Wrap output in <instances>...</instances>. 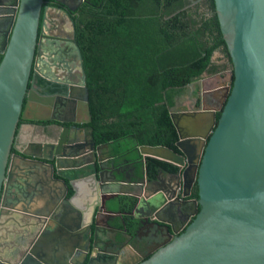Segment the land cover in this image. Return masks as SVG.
Segmentation results:
<instances>
[{
    "label": "water",
    "instance_id": "1",
    "mask_svg": "<svg viewBox=\"0 0 264 264\" xmlns=\"http://www.w3.org/2000/svg\"><path fill=\"white\" fill-rule=\"evenodd\" d=\"M214 2L233 68L228 77L219 75V89L202 94L197 110L171 111L179 152L139 148L143 162L153 158L178 171L158 173L151 182L144 165L145 178L135 184V219H155L168 233L157 232L155 239H168L137 264H264V0ZM72 8L70 0L47 7L45 0L0 5V242L8 239L7 224L22 229L11 230L15 236H30L24 247L3 244L5 264H71L82 245L95 252L103 229L117 231L119 215L109 207L122 183L115 172L111 183L98 174L103 156L95 153L94 140L89 154L76 131L65 128L50 132L54 142L13 154L21 121L92 120ZM207 96L219 107L208 105ZM75 161L82 164L73 170ZM195 184L199 199L188 200ZM169 205L176 215H194L181 234L165 220ZM101 215L108 217L105 225L98 222ZM16 249L18 258L7 259ZM100 258L115 259L104 251L89 264Z\"/></svg>",
    "mask_w": 264,
    "mask_h": 264
},
{
    "label": "trees",
    "instance_id": "2",
    "mask_svg": "<svg viewBox=\"0 0 264 264\" xmlns=\"http://www.w3.org/2000/svg\"><path fill=\"white\" fill-rule=\"evenodd\" d=\"M50 1L45 0V7ZM192 5L191 0H86L74 18L94 140L135 163L137 180L144 176L140 147L179 152L171 111L187 87L206 73L233 66L214 0L207 1L210 16ZM217 52L223 55L222 65L214 62ZM2 59L0 55V63ZM146 167L151 177L160 170L178 171L153 158H147ZM125 200L129 205L123 211L130 221L136 200Z\"/></svg>",
    "mask_w": 264,
    "mask_h": 264
},
{
    "label": "flooded vegetation",
    "instance_id": "3",
    "mask_svg": "<svg viewBox=\"0 0 264 264\" xmlns=\"http://www.w3.org/2000/svg\"><path fill=\"white\" fill-rule=\"evenodd\" d=\"M9 0H0V5H4L8 2ZM86 0H70V3L73 6V11H69L70 16L74 20V18L78 15V10L82 7ZM207 1L204 0V7L203 12L208 16H210V12L208 10L207 6ZM55 5V0H51L50 3H46L47 6H54ZM57 5V4H56ZM200 5V3H199ZM223 57V55H222ZM230 71L232 70V67L229 69ZM227 71V70H226ZM225 72V71H224ZM201 80L195 81V83L199 82ZM209 83H207V86ZM207 92V91H206ZM202 92L199 93L198 97L196 98L194 94L190 98V102H188L190 107H193L194 109H198L201 106V102L203 99ZM207 104L210 106L216 105L217 107L218 104L215 102V99L211 96L206 97ZM178 105V104H177ZM92 120L89 121L88 123L82 125H73V124H57L55 122H49V123H28L25 122L23 123L18 130L17 138L15 141L14 149H13V154L18 153V150L21 151H28L29 153H32L35 151V146L45 143H51L55 141V138L52 137L50 134L51 131L55 133H60L63 131V129H71L70 132L74 129L77 133V138L80 141V144L83 142L85 145V152L90 153V146L93 143L92 141L94 140V132L91 127ZM23 126H29L33 128L32 131V139L30 142L26 143L21 149L18 148V137L20 135V130ZM95 147L96 149L99 148V150H95L97 155H102L103 156V162H99L98 164V174H103L105 175L106 181L111 183V177L113 176L112 172H115L116 176L118 177V180L125 185V188L120 190L119 196L114 199L113 201L110 202V207L109 209L114 210L116 213H118L119 216L116 217V221L113 222L116 224L117 228L113 227L114 230H117L116 233H112V229H103L104 232L101 235V239H99V246L95 250V252L88 251L86 244L81 246V249H78L74 255V257L71 259L70 263L71 264H89V260L91 258H97L99 257L100 253H104V251H107L110 255H113L115 259L113 260H106L105 262L100 258V260L95 263V264H137L139 262H142L144 260H147L150 255H152L153 252L158 248L157 244H161L162 242L166 241L168 238H154L160 230L163 231L164 235L168 234L167 231L165 230L164 226H160L157 224V221L155 219H148L146 220L143 224L136 220L135 217L133 216L134 210L132 212V217L133 220H126L128 216H126V213L123 211L129 205V201L125 200L126 198H132V194L136 193V187L135 184L140 183L144 178H145V170H144V176H142V179L137 180L138 174H137V167L135 166V163H133L131 160H126V159H120V157H116L111 154V145L109 144V148H105L104 145L106 144H101L97 145L95 140ZM110 149V150H109ZM115 157V159L113 158ZM82 163H77L76 161L73 164V170L77 168L78 165ZM146 165V161H145ZM103 170V172L101 171ZM163 172L166 177H168L170 174H176L177 172H170V171H163L160 170L159 173ZM149 175V181H154L155 177H151ZM158 175V174H157ZM131 177L132 180L130 184L127 183V180L125 181L126 178ZM127 183V185H126ZM114 187H117L116 185H113ZM122 186V185H120ZM131 187V188H129ZM100 188V187H99ZM122 188V187H119ZM128 189V190H127ZM130 189V191H129ZM44 191H47L46 188H44ZM198 194V196H195V194ZM191 196L188 200H198L199 199V187L197 184L194 185V187L191 190ZM73 195V191L71 190L70 193L67 195V198L71 197ZM179 197L182 199L183 197V192L179 194ZM124 198V199H122ZM133 199V198H132ZM136 205V204H135ZM36 209V208H34ZM190 211L193 212V209ZM165 220H168L171 222V224L174 226L175 231L177 233L181 234L187 227L188 225L193 221L194 215L192 213H188L185 216H180L174 214L173 211V205H169L165 211ZM108 217L105 215H101L98 217V222L101 225H105L108 221ZM88 219V217H87ZM88 220H86L87 222ZM111 221V220H109ZM162 225V224H161ZM16 227V226H15ZM12 225L7 224V236L8 239L6 240L3 238L2 242H0V250H3L4 245L7 244L9 245L10 243L16 244L18 246L24 247L26 246L28 238H30L28 232L24 231L23 234L21 232L20 235L15 236L14 233H11L10 231L16 232L22 231V229H18L17 227L15 228ZM56 225L52 222H50L48 228H51L52 230L55 229ZM48 230V229H47ZM28 231V230H27ZM59 232L58 234H60ZM2 234H5L3 232ZM25 235V236H24ZM42 236V235H41ZM174 236V235H173ZM24 237V238H22ZM43 239V238H42ZM55 241V240H54ZM106 241V242H105ZM12 244V249L16 248ZM87 249V250H86ZM18 249L14 251L8 250L7 252V259H11L12 261H15L18 258ZM0 256H4L3 254ZM6 258V257H4ZM0 264H5L2 263L0 260ZM9 264V263H7Z\"/></svg>",
    "mask_w": 264,
    "mask_h": 264
},
{
    "label": "crops",
    "instance_id": "4",
    "mask_svg": "<svg viewBox=\"0 0 264 264\" xmlns=\"http://www.w3.org/2000/svg\"><path fill=\"white\" fill-rule=\"evenodd\" d=\"M222 74H224V72L217 73L215 75L206 74L205 77H203V79L201 81L195 83L194 86L198 85V91L202 92V93H204L205 91H208V90L215 91L222 86V81L219 79V75H222ZM207 83H209L208 84L209 86H207ZM187 89L192 90L190 87H187ZM190 98L191 97L188 96V99H186V97L184 95L180 100H178V105L173 110L174 111H181L180 108L183 107L186 102L187 103L190 102ZM183 111H185V110H183ZM32 131H33V128L29 127V126H27V127L23 126L21 128L20 135L18 137V143H17L19 149H21L26 143L30 142V140L32 139ZM121 185L122 186H120V187H122V188H119V191L120 190L123 191V189L125 188V185H123V184H121ZM129 188H131V187H129ZM129 191H130V189H129ZM17 235H20V233H18ZM22 238H24V237H22Z\"/></svg>",
    "mask_w": 264,
    "mask_h": 264
},
{
    "label": "rangeland",
    "instance_id": "5",
    "mask_svg": "<svg viewBox=\"0 0 264 264\" xmlns=\"http://www.w3.org/2000/svg\"><path fill=\"white\" fill-rule=\"evenodd\" d=\"M192 1V3H193V5L194 6H199V3H200V6H201V8L202 7H204V0H191ZM192 5V6H193ZM203 10V8L201 9V11ZM215 58H214V62L215 63H217L218 65H222L223 63H225V61H220V59L222 60V54H221V52H217V54L214 56ZM230 72V70H227V71H225L224 72V76H226V77H228V73ZM204 77H205V75H204ZM192 90H187L186 92H185V97H186V99H188V96L189 97H192V95L194 94V96L197 98L198 97V95H199V91H198V85H196V86H194V87H192L191 88ZM191 107L189 106V104L186 102L185 103V105L183 106V107H181L180 109H181V111H183V110H189Z\"/></svg>",
    "mask_w": 264,
    "mask_h": 264
},
{
    "label": "clouds",
    "instance_id": "6",
    "mask_svg": "<svg viewBox=\"0 0 264 264\" xmlns=\"http://www.w3.org/2000/svg\"><path fill=\"white\" fill-rule=\"evenodd\" d=\"M215 58V57H214ZM221 73V72H220ZM207 74V73H206ZM204 77V76H203ZM203 77L200 79V80H202L203 79ZM194 83V82H193Z\"/></svg>",
    "mask_w": 264,
    "mask_h": 264
}]
</instances>
